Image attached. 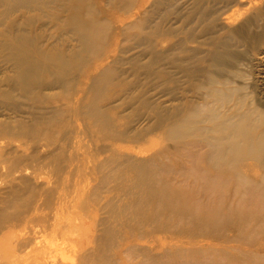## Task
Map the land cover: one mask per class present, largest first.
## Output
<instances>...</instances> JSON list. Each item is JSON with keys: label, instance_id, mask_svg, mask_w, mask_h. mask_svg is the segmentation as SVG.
<instances>
[{"label": "rangeland", "instance_id": "obj_1", "mask_svg": "<svg viewBox=\"0 0 264 264\" xmlns=\"http://www.w3.org/2000/svg\"><path fill=\"white\" fill-rule=\"evenodd\" d=\"M90 5L109 24L104 48L80 61L86 68L77 63L44 74L42 89L31 96L15 82L19 60L5 38L12 34L0 27V264H41L44 253L55 264H264V223L241 238L232 230L221 237V229L206 226L207 234L199 219H183L190 215L185 211L176 216L150 203L136 208L145 195L138 167L178 186L188 181L181 169L199 163L190 152H209L171 139V122L187 108L214 110L220 119L250 110L264 116V0ZM4 10L0 4V19ZM17 13L6 21L19 27L30 20L18 35L36 36L43 47L66 55L79 51L73 33L61 29L64 16ZM214 89L221 94L207 97ZM235 163L249 181L264 176L241 152ZM230 196L225 199L232 208L239 197ZM196 200L182 201L207 204L205 197ZM27 218L26 233H8Z\"/></svg>", "mask_w": 264, "mask_h": 264}, {"label": "bare ground", "instance_id": "obj_2", "mask_svg": "<svg viewBox=\"0 0 264 264\" xmlns=\"http://www.w3.org/2000/svg\"><path fill=\"white\" fill-rule=\"evenodd\" d=\"M90 1L0 0V4L7 7V10L2 11L3 17L0 19V27L5 26L6 29L3 32L12 34L5 35V38L8 39L10 37L8 48L11 46L14 60H19L16 64L15 82L18 87L20 86L19 89L23 93L29 96L37 94L42 89L44 74L55 76L61 74V72L68 71L73 64L77 63L82 65L79 67L86 68L87 64L80 61H83V59L88 60L87 56L92 58L95 55L93 51L105 46L104 44L108 41L106 33L109 32V24L97 18L96 12L90 5ZM126 1L129 3L133 2V0ZM17 11L22 12L21 16L40 11L42 17L51 14L53 20H60L64 16L65 25L61 29L73 33L78 40L77 42L80 43L79 51L73 55H66L65 52H56L55 50H51L52 48L43 47L40 42L37 43L39 38L36 36L34 38L31 36L34 40H30L26 34L18 35L22 33L18 32L21 27L26 26L29 28L30 20L24 18L25 20L20 23L19 27L16 26L18 22L9 24L6 21L7 18L14 12L17 13ZM79 58L80 60H77ZM86 76L92 77L89 74ZM99 83L105 86L109 83V80L103 78ZM96 94L99 97L101 90ZM219 94L221 92L214 89L209 92L207 97L212 96L213 98H217ZM90 104L92 105V109L95 110L96 108H93L96 104L95 100H91ZM243 113L236 112L231 116L220 119L221 116L214 110L207 111L204 108L195 107L194 109L187 108L186 113L182 117L177 115L178 117H175L176 119L174 118L175 120L170 124L172 128L171 139L178 142L183 140L180 143L191 149L198 147L208 148L209 152L202 157V155L198 156L195 155L196 153L192 154L189 151L191 154L189 157L199 163L187 170V167L181 169V179H188V181H182V184L180 182L178 186L171 182H161L154 174L150 177L146 169L138 167L137 174L139 175V179L137 183L140 184L138 188L145 195L142 197L143 202L138 200L136 203L137 207H135L145 209V205L148 206L150 203L154 210L163 209V211L175 213L176 216L180 212L184 213L185 211L186 216L190 215L183 217V219H199V221L204 223L203 227L205 228L203 229L206 231V226H210L214 232H218L221 229L218 232L219 235L222 233L221 237H225L223 233L232 230L230 232L237 234L241 238L244 236L246 230L255 229L257 225L264 223V176H262L264 174V116L251 110ZM44 129L42 128L41 130L44 132ZM35 132L33 130L29 131L33 135H36ZM167 135L168 137L170 136L168 133ZM239 152L246 158L259 163L263 178L258 182L249 181L247 175L239 172V165L235 163ZM230 156H234L233 164H231L232 161H229ZM196 157H199L198 160H195ZM229 163L232 167L224 172L223 166ZM156 174L159 175V173ZM223 175H231L232 177L225 179ZM207 176L209 177L207 178ZM191 179L193 183L191 186L189 185L190 188H183ZM198 179H205L206 181L204 182L206 184L194 188ZM230 182H234L235 184L230 191H227ZM228 194L232 195L230 197H239L238 202L232 208L231 206H227L228 202L225 198ZM204 197L207 198V204L203 202L190 206L187 202L182 201L184 198L191 201ZM198 212L199 214H197ZM222 212H224V215H221ZM183 219L181 220L183 221ZM30 224L31 218H27L19 225L11 226L8 229V233L19 236L29 230ZM228 228L230 229L228 230ZM215 236L213 235L209 238L215 240ZM168 240L171 244L174 243L171 239ZM42 256L45 261L41 264L56 263V260L48 254L44 253Z\"/></svg>", "mask_w": 264, "mask_h": 264}]
</instances>
